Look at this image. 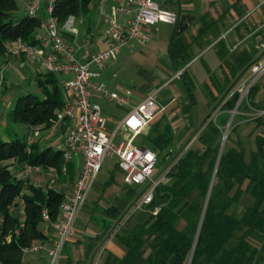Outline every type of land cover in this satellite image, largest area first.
Returning a JSON list of instances; mask_svg holds the SVG:
<instances>
[{"label":"trees","instance_id":"obj_1","mask_svg":"<svg viewBox=\"0 0 264 264\" xmlns=\"http://www.w3.org/2000/svg\"><path fill=\"white\" fill-rule=\"evenodd\" d=\"M90 3L91 0H54L52 16L61 25L70 15L87 16ZM18 10V1L0 0V61L5 60L7 44L17 38L32 45L40 43L38 30L45 14L30 16ZM185 46L182 40H172V61L186 51ZM256 86L237 106L238 92L219 102L215 118L209 114L192 137H196L199 147L187 143L178 153H171L172 130L162 117L154 119L146 135L148 148L157 153L158 166L171 160L148 206L156 207L157 212L148 211L130 230L116 234L125 253L120 258L108 254L106 264H136L142 258L144 245L149 250L145 257L148 264L264 262V135L255 137V149L249 151L248 157L241 142L232 146L224 143L219 152L223 129L235 107L233 118L252 108L264 110V102L259 105L254 100ZM38 88L37 93L19 96L8 111L0 134V162L13 159L19 167L54 166L59 171L60 150L42 146L39 140H34L28 150L25 135L12 128L15 122L28 127L52 125L63 104L59 76L51 72L40 75ZM262 115L257 116L256 124L264 127ZM72 170L68 164V174ZM27 181L11 175L6 163L0 165V264H22V249L43 238L42 209L46 208L55 219L63 198L62 191L43 189ZM133 193L129 190V194ZM20 199L22 216L13 212L20 209Z\"/></svg>","mask_w":264,"mask_h":264},{"label":"crops","instance_id":"obj_2","mask_svg":"<svg viewBox=\"0 0 264 264\" xmlns=\"http://www.w3.org/2000/svg\"><path fill=\"white\" fill-rule=\"evenodd\" d=\"M119 1L91 0L90 13L87 16L79 14L74 18L75 33L60 29L63 39L69 43L78 61H87L91 53L106 48L104 30L109 19L120 24L125 22L126 16L117 9ZM157 1L176 11L177 20L174 24L160 22L147 26L145 29L150 35L148 41L131 40L120 48L107 65H89L91 69L101 73L97 82H104L109 90L129 88L132 93L128 103L124 106L116 105L99 92H95L91 100L100 106L101 114L102 106L115 105L113 119L105 120L106 123H113L111 132L107 131V127L106 131L110 134L115 132L113 140L118 142L122 135L127 134L117 128L126 111L145 97H154L157 102L165 105L164 111L155 120L162 117L168 123L173 134L169 150L172 153L175 146L178 153L209 114L212 119L215 118L221 105L219 102L228 98L235 87L248 78L250 64L264 58V0L258 3L260 9L251 17L244 9L253 0ZM24 7L21 9L22 14ZM40 13L43 14V11ZM38 35H42V26ZM172 40H182L186 45V51L179 54L175 62L172 61L170 52ZM177 70H182L179 78L174 77ZM45 73L39 61L11 57L6 46L5 60L0 61V134H3L7 113L13 108L17 98L26 93H37L38 80ZM260 92H264L263 86L258 88L255 97L264 100V95ZM235 113L233 110L230 113L233 125L239 123L240 116L247 115L248 112L243 111L238 113L240 116L233 118ZM75 124L74 120H65L53 122L48 128L36 125L40 126V132L35 140H39L42 146L60 150L65 135ZM12 128L19 135H25L30 129L21 122L13 123ZM147 133L143 135L146 136ZM193 141L194 138L189 144ZM70 164L72 174L67 171L66 175H60L57 188L56 185L46 186L51 179L41 166L23 165L15 170H24L29 182L35 186L54 188L65 193L78 175L82 156L78 154ZM115 179L111 175L107 181L98 185V191L94 195L89 191L87 203L76 219L75 235L64 245L58 264H94L98 254L101 255L96 264H106L108 254L120 258L125 253L116 234L130 230L145 218L148 211L135 209V196L129 194L130 188L123 194V190L117 192L119 184ZM112 184L117 185L111 192L113 198H104L105 190ZM121 184L127 185L124 182ZM148 252V247L144 245L141 249L142 258L136 264H148L145 261ZM47 260L44 253L31 252L22 256V264H45ZM157 264L167 263L158 261Z\"/></svg>","mask_w":264,"mask_h":264},{"label":"built area","instance_id":"obj_3","mask_svg":"<svg viewBox=\"0 0 264 264\" xmlns=\"http://www.w3.org/2000/svg\"><path fill=\"white\" fill-rule=\"evenodd\" d=\"M25 4L24 13L30 16L43 11L42 35L39 44H28L17 38L7 45V53L11 57H24L28 60L39 61L44 72L55 73L59 76V84L63 94V104L56 111L54 123L74 120L75 126L65 135L61 144L62 164L59 171L49 166L52 176L51 182H58L60 175H66L68 164L78 154L82 156V165L70 189L63 194L55 219H51L46 208L41 211L42 239H36L22 249L23 254L37 252L46 254L45 264H58L66 242L75 235V223L78 213L87 202L92 185L101 169L103 160L108 155L115 156V165L123 173V182L127 185H138L142 188L135 197V209L147 210L156 214L157 208H148L154 197L158 185L164 180L165 168L155 176L157 168V153L146 147L134 143V139L147 133L151 122L164 111L165 105L157 102L154 97L147 96L126 111L117 128L127 132L118 142H114V133L106 131V120L101 114L100 106L91 100L95 92L119 106L128 103L131 95L129 88L121 91L109 90L104 82H97L101 76L98 70L89 65H107L118 54L120 48L131 40L146 42L150 35L146 27L156 23L174 24L177 13L174 9L160 4L157 0H120L118 11L126 16L123 24L109 19L104 30L106 48L93 52L84 62L78 61L69 43L66 42L60 29L75 33L73 25L75 16H68L59 25L52 16L54 0H16ZM98 2L105 0H96ZM250 74L246 80L240 82L233 92L239 93V102L247 97L250 88L257 83L264 74V58L254 61L249 66ZM182 70H177L174 77L179 78ZM236 112V107L233 110ZM264 110L256 111V115ZM40 126L30 127L25 134L27 149L39 136ZM1 163V162H0ZM24 173H18L16 179H22ZM20 211L23 214V202L19 200ZM101 254H98L100 257Z\"/></svg>","mask_w":264,"mask_h":264},{"label":"rangeland","instance_id":"obj_4","mask_svg":"<svg viewBox=\"0 0 264 264\" xmlns=\"http://www.w3.org/2000/svg\"><path fill=\"white\" fill-rule=\"evenodd\" d=\"M42 1H44V0H42ZM260 1L261 0H253V2L248 3L246 6V9H244V11L248 12L250 17L254 16L256 11L260 9V6H258V3ZM18 5H19L18 11L21 12V9L24 7L25 4L23 2L18 1ZM42 6H43V2H41V7ZM19 14H21V13H19ZM38 14H42V13H40V11H39ZM261 36L263 37V35H261ZM249 72H250V70H249ZM256 84H257V86H256L257 88H261L262 86L264 87V74L262 76H260V78L258 79ZM260 93L264 95V92H260ZM256 98L257 97L254 98L255 102L259 105H262L264 100H260V99H256ZM102 110H103L102 115L104 117L106 116L105 119H108V120L110 118H111V120L113 119L112 116L115 114V105L112 106V105L108 104L106 106H102ZM256 111H257L256 109L252 108L250 111H247L248 112L247 115H241L240 116L241 120H239V123H237L236 125H232L231 127L229 125L225 126L223 129V132H222V136L226 132L227 134L226 133L225 134H226V137L228 136V138H225L223 141L222 136H221V139H220V141L221 142L223 141V144L226 143L227 146H232V145H235L234 143H236V142H241L242 145L245 147L246 157H248L249 151L255 149V137L257 135H264L263 124L259 125V126L256 124V118H257ZM213 116H214V114H213ZM262 118L264 121V115H262ZM106 127L108 128L107 131L111 132V130L113 129V123L108 121L106 123ZM221 142H220V144H221ZM135 144H138V145L142 144V145H145L146 147H149L148 139L143 134H140L136 138ZM190 145L192 147H199L200 146V144L196 140V137L194 138L193 143ZM219 150H220V148H219ZM177 151H178V148H176L174 146L172 153L175 154ZM115 160H116V158L113 155H108L104 158L101 169H100V171H99V173H98V175H97V177H96V179L92 185V188L90 190L93 192V195H94L98 191V185L103 184L105 181H107L109 179V177L111 175H114L116 178L115 180L118 181V184H119L118 187L119 188L117 187V185L112 184L109 188H107L105 190L103 197L107 198V199H112L113 193H111V192H112V190H114L113 187H117L116 188L117 192H121V190H123L122 194L127 192L128 188H130V190H134L133 194L136 197L139 194V191L142 190V188L138 185H133V186H127V185L125 186L124 185L125 186V189H124V186H122V184H121V183H123L122 182V171L119 170L117 167H115ZM5 163L8 165V170H9L10 174L13 175L14 177H16V175L19 172L22 173L24 171V170H21L18 172V170L17 171L15 170V169H19L18 168L19 166L15 163V161L13 159L3 161L0 163V165L5 164ZM165 166H166V163H160L159 166L157 164V168H156L155 173L153 175L155 176L156 174H158L160 171H162L165 168ZM43 168H44V169H42L43 172L45 174H48L49 178H52V176L49 172V167H46V168L43 167ZM24 174L25 175L22 179H24V180L26 179V180H28L27 182H29V177L27 176L26 173H24ZM44 184L45 183L43 182V185ZM56 184H57V182H55V184L52 185L51 181L49 180L48 185H46V186L54 187ZM57 187H58V185L55 186V188H57ZM243 202L244 203L248 202V199L243 201ZM20 210L21 209H15L13 212H15L17 215L22 216V212ZM98 259L97 258L95 259L94 264H96V262H98Z\"/></svg>","mask_w":264,"mask_h":264},{"label":"water","instance_id":"obj_5","mask_svg":"<svg viewBox=\"0 0 264 264\" xmlns=\"http://www.w3.org/2000/svg\"><path fill=\"white\" fill-rule=\"evenodd\" d=\"M230 120H231V116H230V118H229V120H228V122H227V124H226V126H228L229 125V123H230ZM196 130H197V128L194 130V132H193V134L188 138V140L186 141V143L184 144V146L187 144V143H189L190 142V140L192 139V137H193V135H194V133L196 132ZM226 133V132H225ZM224 133V135L222 136V140L224 141V139L226 138V134ZM223 141L221 142V144H220V150H219V152L221 151V149H222V146H223ZM183 146V147H184ZM182 149V148H181ZM181 149L179 150V151H181ZM171 161V160H170ZM169 161V162H170ZM168 162V163H169ZM168 163L166 164V166L168 165ZM165 166V167H166Z\"/></svg>","mask_w":264,"mask_h":264},{"label":"bare ground","instance_id":"obj_6","mask_svg":"<svg viewBox=\"0 0 264 264\" xmlns=\"http://www.w3.org/2000/svg\"><path fill=\"white\" fill-rule=\"evenodd\" d=\"M227 134V133H226Z\"/></svg>","mask_w":264,"mask_h":264}]
</instances>
